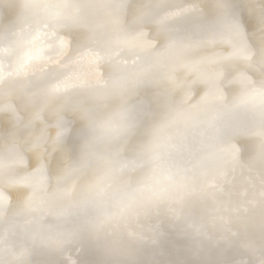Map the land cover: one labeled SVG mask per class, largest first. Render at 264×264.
Instances as JSON below:
<instances>
[{
    "label": "clouds",
    "instance_id": "clouds-1",
    "mask_svg": "<svg viewBox=\"0 0 264 264\" xmlns=\"http://www.w3.org/2000/svg\"><path fill=\"white\" fill-rule=\"evenodd\" d=\"M259 3L264 0H19L50 39L24 71L5 75L0 63V104L23 102L46 125L56 118L57 131L33 137L15 125L0 127V264H64L68 253L90 264H126L106 243L111 222L125 212L159 217L188 242L196 257L190 264H264V104L236 106L264 90V70L241 82L236 73L246 66L205 62L226 44L191 46L205 29L221 30L234 16L246 26L248 5ZM189 7L195 12L183 13ZM89 51L107 74L89 80L87 100L73 113L75 150L67 154L72 122L60 111L63 97L46 90L82 71L78 58ZM216 72L223 75L215 79ZM177 141L185 150H173ZM220 174L230 181L226 189L245 187L249 194L248 247L228 242L238 221L214 219L226 210L198 191ZM69 234L73 239H65ZM81 248L86 256L78 255Z\"/></svg>",
    "mask_w": 264,
    "mask_h": 264
},
{
    "label": "snow or ice",
    "instance_id": "snow-or-ice-1",
    "mask_svg": "<svg viewBox=\"0 0 264 264\" xmlns=\"http://www.w3.org/2000/svg\"><path fill=\"white\" fill-rule=\"evenodd\" d=\"M183 13L191 14L195 12L194 7L185 8ZM172 15L179 16L181 11H176ZM223 43L227 45V50L219 49L213 52L211 55L205 57V62L213 64H225V63H238L246 66L244 70H240L236 73V79L241 82H246L249 79V75L253 74L255 69L264 70V3L249 4L248 5V18L247 26H242L238 17H233L228 25L221 30L205 29L203 39H197L191 42L192 47L207 46L210 49H215L217 44ZM60 47L66 48L65 41H60ZM41 49L38 48L34 55L30 58L29 62L21 66V71L27 68V65L32 60L37 59L40 56ZM99 58L98 54L93 52H85L78 58V63L92 64ZM193 70L199 71V64L191 66ZM223 75L222 72H216L215 79H219ZM80 74L73 72L63 79H60L56 83L51 84L46 94L49 97H57L61 93L65 92L69 88L73 87L76 83H81ZM214 98L222 100V96L218 91H213ZM264 104V90H254L241 100L236 102V106L242 104ZM37 117L39 116L36 113ZM171 147L175 151H180L181 148H186V145L182 141H177L172 144ZM181 173H177L180 175ZM230 181L225 174H220L216 177H212L208 184L198 191L201 195L209 197L216 201L218 209L226 210V214H221L214 219L220 220L225 224H231L233 220L238 221L239 228L237 231L229 232L228 242L234 243L240 247H248L249 241L245 238L244 230L245 223L244 217L247 213V208L252 203L249 200V194L245 187H241L237 192H233L231 189H226V185ZM196 191H188L185 195H191ZM222 196L223 199H217ZM234 199L236 202L234 203ZM174 215H179V210H170ZM138 218L130 217L127 212L123 213L121 218L112 221V227L114 229L113 239L119 242L118 249L121 251H130L137 247V243L145 240L143 232L135 231L131 227ZM195 230H199L198 225H193ZM166 233L161 229L160 225L156 226L151 234V246L159 247L162 240L165 238ZM65 239H73L71 234L66 235ZM115 249L107 248V251L113 252ZM78 255L86 256L87 250L81 248ZM64 264H90L88 260H80L73 257L71 253H68L67 258L64 259ZM126 264H145L144 261L127 260Z\"/></svg>",
    "mask_w": 264,
    "mask_h": 264
},
{
    "label": "bare ground",
    "instance_id": "bare-ground-1",
    "mask_svg": "<svg viewBox=\"0 0 264 264\" xmlns=\"http://www.w3.org/2000/svg\"><path fill=\"white\" fill-rule=\"evenodd\" d=\"M247 26V18H244ZM50 39L46 33L34 21L28 19L27 14L19 7V0H0V63L3 65L5 75L14 73L25 63L29 62L35 51L44 46ZM33 61V60H32ZM31 61V62H32ZM102 59L99 57L95 63L85 64L80 74L81 83H76L59 96L63 97L60 111L71 121V130L68 134L63 152L72 154L75 150V135L79 123L73 114L87 100L88 83L90 79L101 81L107 74V69L101 67ZM156 105L152 104V113H155ZM151 116L147 117L150 119ZM56 118L42 123L36 113L25 110L23 102L12 99L7 104H0V127L5 129L15 125L23 135L39 137L47 134L49 138L55 137L57 127ZM185 150L181 148L180 151ZM51 151V149H50ZM179 152V151H178ZM61 152H52L54 163L59 162ZM160 225L166 233L159 247L151 246V234L156 226ZM131 227L135 231L144 233L145 240L134 242L137 247L130 251L118 249L119 242L113 238L107 241V247L115 249L112 253L120 255L127 260L144 261L145 264H190L196 257L189 248L188 242L177 236L174 232L160 224V218L155 214L138 218ZM65 254L62 259H66ZM75 257V255H73Z\"/></svg>",
    "mask_w": 264,
    "mask_h": 264
}]
</instances>
